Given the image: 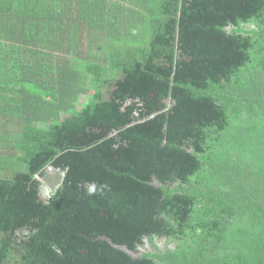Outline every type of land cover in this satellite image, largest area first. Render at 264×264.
Instances as JSON below:
<instances>
[{"label": "trees", "instance_id": "1", "mask_svg": "<svg viewBox=\"0 0 264 264\" xmlns=\"http://www.w3.org/2000/svg\"><path fill=\"white\" fill-rule=\"evenodd\" d=\"M0 264H264V0H0Z\"/></svg>", "mask_w": 264, "mask_h": 264}, {"label": "rangeland", "instance_id": "2", "mask_svg": "<svg viewBox=\"0 0 264 264\" xmlns=\"http://www.w3.org/2000/svg\"><path fill=\"white\" fill-rule=\"evenodd\" d=\"M49 187H53L54 186V184L53 183H50V184H47ZM47 193V191H44V193Z\"/></svg>", "mask_w": 264, "mask_h": 264}, {"label": "water", "instance_id": "3", "mask_svg": "<svg viewBox=\"0 0 264 264\" xmlns=\"http://www.w3.org/2000/svg\"><path fill=\"white\" fill-rule=\"evenodd\" d=\"M130 254H132V255H135L132 251H130V250H127Z\"/></svg>", "mask_w": 264, "mask_h": 264}, {"label": "flooded vegetation", "instance_id": "4", "mask_svg": "<svg viewBox=\"0 0 264 264\" xmlns=\"http://www.w3.org/2000/svg\"><path fill=\"white\" fill-rule=\"evenodd\" d=\"M43 195L45 196L46 195V192L44 193V191H43Z\"/></svg>", "mask_w": 264, "mask_h": 264}]
</instances>
